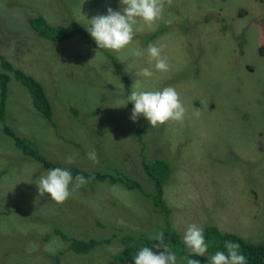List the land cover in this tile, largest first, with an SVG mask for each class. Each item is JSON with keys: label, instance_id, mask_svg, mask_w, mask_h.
<instances>
[{"label": "rangeland", "instance_id": "1", "mask_svg": "<svg viewBox=\"0 0 264 264\" xmlns=\"http://www.w3.org/2000/svg\"><path fill=\"white\" fill-rule=\"evenodd\" d=\"M122 7L120 0H0V54L43 85L56 103L51 102L54 117L57 112L66 115L70 105L80 112L78 119L69 113L66 119L77 120L65 129L63 140L35 112L27 90L11 79L9 95L16 99L7 110L12 103L22 107L17 109L22 125L16 127L29 135L35 131L39 147L59 165L69 156L75 157L72 164H97L88 153L77 155L82 149L77 144H82L85 150L95 149L98 163H110L111 171L125 170L147 191L153 185L143 175L142 160H167L170 177L163 199L181 240L195 223L263 241L264 69L248 73L231 67L235 43L230 31L248 26V53L261 61L264 11L253 0H172L170 5L165 0L157 26L139 23L133 44L121 52L94 47L78 35L60 42L39 38L29 22L42 13L50 25L76 21L86 29L92 17ZM220 22L226 24V34H221ZM149 44L164 46L167 73L155 71L146 51L140 58L131 56L132 48L146 50ZM145 67L153 70L151 78L138 75ZM137 79L148 90L174 87L187 108L185 119L155 128L142 116L133 122L127 97ZM193 109L200 110L199 118ZM6 147L2 141L0 148ZM10 155L0 157L3 170L9 171L0 182V195L8 190L0 199V264H49V254L57 255L61 264H116L112 256L122 245L115 234L152 235L164 225L161 209L117 183H88L72 191L73 182L71 196L58 204L47 194L39 195L40 177L47 172L31 164L22 168L20 161L6 167L17 159ZM5 207L10 214H4ZM68 236L101 242L79 253L67 249ZM175 254L177 264H184Z\"/></svg>", "mask_w": 264, "mask_h": 264}, {"label": "trees", "instance_id": "2", "mask_svg": "<svg viewBox=\"0 0 264 264\" xmlns=\"http://www.w3.org/2000/svg\"><path fill=\"white\" fill-rule=\"evenodd\" d=\"M29 22L39 38L45 37L52 41L60 42L74 35H78L85 41L92 43L94 47H97L95 41L90 37L85 27L76 21H70L68 22L69 24L64 26H53L45 20L41 13V15L31 18ZM11 79L18 81L27 90L33 109L47 121L46 124L49 123L51 125L50 127L54 128L59 138L65 140V129H68V125H70L69 129H71L72 122L77 120L80 116L77 107L70 105L66 109V115H60V113L57 112V115L54 117V110L51 102L55 103V101L48 96L43 85L32 75L20 68L14 67L12 62L3 54H0V145L2 141L3 145L6 146L8 144V148L6 147L4 150L0 148V157L4 159L6 154L10 155V153L12 154L10 156L17 157V159L9 161L6 167L10 168L16 161L23 163L22 168L31 164L33 167L38 166L45 172H48V170L52 168L59 167L71 171L73 182H75L76 175H82L86 180L90 181L89 185L106 181L109 184H120L128 190H136L143 197L149 199L156 208L162 210L161 222L164 223V225H159V228H161L160 231L164 234V241L169 245L171 251L179 254L183 259H198L200 264H210L209 257L217 250L226 251L224 249V242L232 241L240 245V251L245 255L247 264H264V240L261 242L260 240L262 239H258V242L248 241L234 232L222 231L214 224H208L204 227L205 240L209 244L208 252L204 256H195L185 250L180 234L176 233L175 228L172 227V221L170 220L172 210L168 208L163 199L164 185L170 177V165L167 160L163 158L155 157L152 159L150 158L151 160L144 158L141 162L145 179L153 185L152 191L145 190L138 179L129 176L123 169L114 168L111 171L110 163H106V165H101L100 163L92 164L90 168L82 166L77 162L76 164L66 163L63 166L59 165L56 157L53 159L48 152H44L45 150L39 147V136L35 131H32L31 135H29V130H24L25 132H23L21 131L22 129L16 127L22 125L17 117V109L22 107L20 105L15 107V103H12L10 105V111L7 110V105L10 102H14L16 99L13 98L11 94L9 95ZM58 108H61L60 103ZM69 113L77 119L74 117H71V120L66 119L70 116ZM69 122L70 124H68ZM138 136L141 138L140 135ZM77 145L79 146L78 149L82 148L78 151L79 153L77 155L89 153V150H85L82 144ZM77 155L76 157H78ZM114 164H117V162ZM0 166H3L0 168L1 182L2 178L7 177L5 174H8L9 171L3 170L5 169L4 165ZM35 168L38 169L37 167ZM3 193L4 194L0 195V199L7 196L8 190L4 188ZM5 201L11 205L12 201L9 198L5 197ZM5 211V215L10 214V210L7 207H5ZM153 235L154 233L148 235L140 232L137 235L125 233L115 234L114 237L121 243L122 249L112 256L114 262L116 264H134V257L140 248L144 246L151 248L158 243L151 239ZM65 240L68 241L67 249L69 248L79 253H86L98 246L101 242L95 238L82 240L69 236L65 237ZM48 257H50L49 264H61L57 255L52 256V254H49ZM184 264H186V261Z\"/></svg>", "mask_w": 264, "mask_h": 264}, {"label": "clouds", "instance_id": "3", "mask_svg": "<svg viewBox=\"0 0 264 264\" xmlns=\"http://www.w3.org/2000/svg\"><path fill=\"white\" fill-rule=\"evenodd\" d=\"M172 0H167L170 5ZM123 5L119 11L112 8L107 9L106 15L92 17L86 30L95 41L97 47L114 52H121L133 44L137 26L142 22L148 28L154 29L157 21L162 18L165 0H120ZM148 62L153 64L155 71L167 73L170 70L169 58L164 54V46L149 44L147 49L134 47L131 49V56L140 58L145 55ZM122 62V61H120ZM144 78H151L154 75L152 69L145 67L138 73ZM128 102L133 104L130 119L135 122L138 117H144L148 124L155 128L164 125L169 121L182 122L187 115L179 92L171 86L162 90H148L141 80H134L132 91L127 97ZM127 102V103H128ZM126 103V104H127ZM192 115L199 118V109H193ZM88 158L93 163H98L95 149L88 153ZM75 157L66 158V163L72 164ZM90 181L82 175L75 176V183L72 191L79 189ZM73 184L71 171L63 168H52L47 174L40 177L38 192L39 195H49L58 204L64 203L72 194L70 185ZM152 240L157 241L154 245L162 251L153 252L149 247L140 248L134 257V264H177V255L171 251L164 241L162 231L156 232ZM183 244L195 256H204L209 249L205 240L204 229L197 224H189L182 236ZM224 250H217L209 257L210 264H247L245 255L240 251V245L236 242L225 241ZM186 264H200L198 259L184 258Z\"/></svg>", "mask_w": 264, "mask_h": 264}, {"label": "flooded vegetation", "instance_id": "4", "mask_svg": "<svg viewBox=\"0 0 264 264\" xmlns=\"http://www.w3.org/2000/svg\"><path fill=\"white\" fill-rule=\"evenodd\" d=\"M256 3H259L260 8L264 11V0H253ZM210 19V18H207ZM218 18L216 19V21ZM254 22V19H252ZM220 32L221 34H226L227 26L224 22H220ZM248 26H243L240 29H234L230 31L231 37L234 40L235 47L233 48V59L230 61L231 67L234 70L244 69L248 73H255L257 67L264 69V46H261L258 49V58L261 61L252 55H249L247 45L248 39L246 37Z\"/></svg>", "mask_w": 264, "mask_h": 264}]
</instances>
